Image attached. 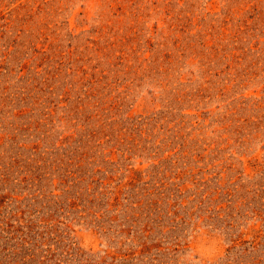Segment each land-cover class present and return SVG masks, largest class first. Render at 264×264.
<instances>
[{
    "label": "rangeland",
    "instance_id": "rangeland-1",
    "mask_svg": "<svg viewBox=\"0 0 264 264\" xmlns=\"http://www.w3.org/2000/svg\"><path fill=\"white\" fill-rule=\"evenodd\" d=\"M0 264H264V0H0Z\"/></svg>",
    "mask_w": 264,
    "mask_h": 264
}]
</instances>
